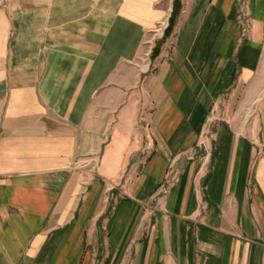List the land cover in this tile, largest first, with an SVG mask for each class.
I'll use <instances>...</instances> for the list:
<instances>
[{"label":"crops","instance_id":"crops-1","mask_svg":"<svg viewBox=\"0 0 264 264\" xmlns=\"http://www.w3.org/2000/svg\"><path fill=\"white\" fill-rule=\"evenodd\" d=\"M157 1L0 0V264H264V0Z\"/></svg>","mask_w":264,"mask_h":264},{"label":"rangeland","instance_id":"rangeland-1","mask_svg":"<svg viewBox=\"0 0 264 264\" xmlns=\"http://www.w3.org/2000/svg\"><path fill=\"white\" fill-rule=\"evenodd\" d=\"M155 5L158 7H161L162 13H164V17L162 18V21L159 25H157V29L161 33V39L160 43L164 41L171 33L172 28L174 26L175 22V14L177 10L178 0H158ZM173 6V11L171 13V16L168 17V14L170 13L169 9ZM173 17V18H172ZM173 19V24H172ZM170 25H172L170 27ZM171 28V30H169ZM152 45V46H151ZM160 44L157 43L153 46L152 44V33L148 34V37L146 39L144 49L140 55L143 64L145 65L146 73L151 70V65H149L152 61V59L159 53ZM150 68V69H149ZM88 157V155L83 156ZM86 165H88V162H85Z\"/></svg>","mask_w":264,"mask_h":264},{"label":"trees","instance_id":"trees-1","mask_svg":"<svg viewBox=\"0 0 264 264\" xmlns=\"http://www.w3.org/2000/svg\"><path fill=\"white\" fill-rule=\"evenodd\" d=\"M173 18V17H172ZM172 24H173V19H172ZM172 25H170V27H171ZM172 28V27H171ZM171 28L169 29V30H171Z\"/></svg>","mask_w":264,"mask_h":264}]
</instances>
